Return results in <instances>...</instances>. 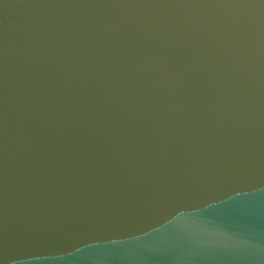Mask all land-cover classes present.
I'll list each match as a JSON object with an SVG mask.
<instances>
[{
	"label": "water",
	"instance_id": "water-1",
	"mask_svg": "<svg viewBox=\"0 0 264 264\" xmlns=\"http://www.w3.org/2000/svg\"><path fill=\"white\" fill-rule=\"evenodd\" d=\"M0 264H264V0H0Z\"/></svg>",
	"mask_w": 264,
	"mask_h": 264
}]
</instances>
